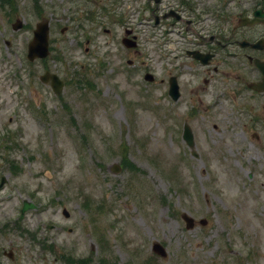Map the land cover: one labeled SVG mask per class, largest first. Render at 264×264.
<instances>
[{
  "label": "rangeland",
  "instance_id": "1",
  "mask_svg": "<svg viewBox=\"0 0 264 264\" xmlns=\"http://www.w3.org/2000/svg\"><path fill=\"white\" fill-rule=\"evenodd\" d=\"M14 2L0 7V246L16 258L0 247V264H66L61 256L72 264H264V155L255 138L264 109L245 85L252 75L231 59L204 66L185 53L205 49L180 38L200 43L191 28L176 24L181 31L169 29L164 44L143 0ZM41 16L54 49L30 62ZM16 17L25 26L14 31ZM201 22L221 23L213 11ZM126 28L135 47L121 43ZM45 70L63 80L59 95L39 80ZM184 123L197 156L181 137ZM23 200L37 208L21 213ZM155 241L165 256H152Z\"/></svg>",
  "mask_w": 264,
  "mask_h": 264
},
{
  "label": "flooded vegetation",
  "instance_id": "2",
  "mask_svg": "<svg viewBox=\"0 0 264 264\" xmlns=\"http://www.w3.org/2000/svg\"><path fill=\"white\" fill-rule=\"evenodd\" d=\"M144 9L148 20L154 18L156 26L167 19L171 25L180 22L187 27L195 25L194 32L202 39L197 45H204L205 49H193L213 54L206 66L224 62L218 58L231 59L246 76L252 75L246 87L252 82L264 86V0H219L217 6L210 0H145ZM212 11L221 21L217 27H208L201 22V15ZM213 70L218 71V66ZM249 90L262 99L259 107L264 109V89ZM258 121L260 133H256L255 138L261 143L264 155V112L258 116ZM9 250H2V253L7 254ZM10 252L12 261L15 256L12 249Z\"/></svg>",
  "mask_w": 264,
  "mask_h": 264
},
{
  "label": "water",
  "instance_id": "3",
  "mask_svg": "<svg viewBox=\"0 0 264 264\" xmlns=\"http://www.w3.org/2000/svg\"><path fill=\"white\" fill-rule=\"evenodd\" d=\"M21 26L20 21H16L13 24V27L16 29ZM127 45H133V43L126 42ZM48 53V21L46 19H42L40 22L36 24V28L33 32V38L29 42L28 45V58L33 59L35 57H43ZM147 78H150V76L146 75ZM48 78L51 79V84L55 92H59L62 82L57 78L54 74H49L46 72L44 75L41 76L42 80H47ZM171 93L173 98L177 97V91H176V85L173 84L171 86ZM185 138L187 139V142L189 144H192L191 141V134L189 131L185 132ZM28 206H24V208H27ZM183 217L190 222V219L187 218L185 215ZM154 249L157 251H160L163 254V251L161 250L160 246L158 244H154Z\"/></svg>",
  "mask_w": 264,
  "mask_h": 264
}]
</instances>
